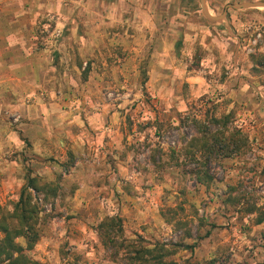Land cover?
I'll use <instances>...</instances> for the list:
<instances>
[{"label":"rangeland","instance_id":"rangeland-1","mask_svg":"<svg viewBox=\"0 0 264 264\" xmlns=\"http://www.w3.org/2000/svg\"><path fill=\"white\" fill-rule=\"evenodd\" d=\"M248 1L264 0L206 4ZM40 118L53 139L36 156ZM28 176L58 189L33 193L41 264H130L158 244L166 264H264V9L213 25L200 0H0V207Z\"/></svg>","mask_w":264,"mask_h":264},{"label":"trees","instance_id":"trees-1","mask_svg":"<svg viewBox=\"0 0 264 264\" xmlns=\"http://www.w3.org/2000/svg\"><path fill=\"white\" fill-rule=\"evenodd\" d=\"M209 122L217 126L222 123L224 128L228 124L227 116L220 119L213 117ZM218 135L213 136L217 146L240 150L245 145L243 144L244 140L239 136L231 135V138L227 139ZM206 145L207 142L204 145L205 149ZM206 151L213 152L212 147L206 149ZM207 179L208 182L211 181V178L208 177L205 181L200 179V182L205 183ZM26 180L27 182L21 189L18 201L13 203L11 209L0 207V264H41L31 257L32 251L42 237L40 220L43 212L40 206L34 202L33 193L43 194L47 201L49 196H56L58 189L49 183L40 185L38 177L28 176ZM258 210L256 205H250L247 212L252 214ZM121 223L122 220L120 218L112 217L105 219L100 224V230L110 232L106 235L109 243L116 244V232L114 230L122 234ZM261 223H263L262 220L258 222V224ZM111 234L112 236H110ZM20 241H23V243ZM133 252L132 257L129 259L130 264H136V262L166 264L164 258L173 254L160 244L156 245L152 250H134Z\"/></svg>","mask_w":264,"mask_h":264},{"label":"crops","instance_id":"crops-1","mask_svg":"<svg viewBox=\"0 0 264 264\" xmlns=\"http://www.w3.org/2000/svg\"><path fill=\"white\" fill-rule=\"evenodd\" d=\"M256 2H258V1H256ZM235 4H237V3H235ZM226 7H225V9H226ZM229 10H231V9H228V11ZM232 10H236V9H232ZM242 10H244V9H242ZM227 16H228V13H227ZM187 30H193V27L190 25L187 27ZM197 31H201L203 33L206 32L205 29H203V28H202V30L198 29ZM194 36L190 35L187 32L186 37H189V40H193L195 38ZM41 112H43V110H41ZM40 117H41V114H40ZM42 117L46 118V120H47L46 115H42ZM41 118L39 121L37 120L39 122L40 126H38L37 122H35V124H32L33 125L32 127L30 126L31 127L30 131H28V132H31L33 134V135H31V137H29V140L32 144V147L34 148V152H35L36 156H42V152H41L42 148L45 147V145L53 139V137L49 136V133L46 130H42V128H43L42 125L44 124V127H45L48 124V121H43ZM89 119H90V124H91L90 128L92 130H94L96 133L98 131H100L99 126H100V124H102L101 120L103 119V115L102 114H93ZM34 128H36V129H34ZM36 132H38V133H36ZM56 138L59 139L58 136H56ZM14 164H16V162ZM8 167H9V169H8L9 171L11 169H14L15 172H17V170L13 167V165H11V162L8 163ZM10 178H11V176H10ZM2 179H4V178L2 177Z\"/></svg>","mask_w":264,"mask_h":264},{"label":"water","instance_id":"water-1","mask_svg":"<svg viewBox=\"0 0 264 264\" xmlns=\"http://www.w3.org/2000/svg\"><path fill=\"white\" fill-rule=\"evenodd\" d=\"M202 6V15L210 24H221L227 18L228 9H236V10H248V9H264V2H244L237 4H230L226 7L225 11L219 16H212L207 7L206 0H200Z\"/></svg>","mask_w":264,"mask_h":264}]
</instances>
